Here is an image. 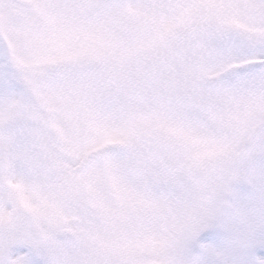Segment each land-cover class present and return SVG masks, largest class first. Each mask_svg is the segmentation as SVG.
<instances>
[{
	"label": "snow or ice",
	"instance_id": "snow-or-ice-1",
	"mask_svg": "<svg viewBox=\"0 0 264 264\" xmlns=\"http://www.w3.org/2000/svg\"><path fill=\"white\" fill-rule=\"evenodd\" d=\"M0 264H264V0H0Z\"/></svg>",
	"mask_w": 264,
	"mask_h": 264
}]
</instances>
